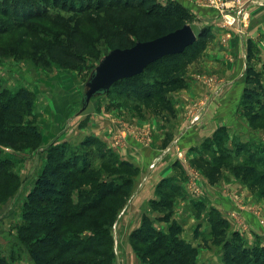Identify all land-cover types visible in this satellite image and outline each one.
Listing matches in <instances>:
<instances>
[{
    "label": "rangeland",
    "instance_id": "374dc122",
    "mask_svg": "<svg viewBox=\"0 0 264 264\" xmlns=\"http://www.w3.org/2000/svg\"><path fill=\"white\" fill-rule=\"evenodd\" d=\"M23 1L27 5L22 8L20 4ZM99 1L12 0L7 5H4L3 0L0 2V89H4L6 94L15 93L20 88L30 93L33 105L30 112L23 116L22 124L35 125L40 134L38 141L17 136V140L12 143L6 140L0 143L2 155L13 160L10 169L18 179L13 191L0 200V253L5 258V264H32L27 247L21 240L18 242L15 239V225L20 220L24 194L41 170L48 145L62 141L77 145L86 137L89 140L82 147L88 155L84 157L90 159L88 174H92L95 180H104L111 177V173L116 174L121 170L107 161L106 156L99 159L98 155L107 147L117 153L116 157L127 160L126 155L133 154V159L131 157L129 161L137 168L132 176L130 194L110 228L114 239L113 264H135V260L145 264L133 250L128 238L130 231L138 225L136 216L140 209L139 197H132L140 192V187H143V195H146L155 174L164 172L162 168L166 172L171 168L176 170L170 176L176 179L181 188L173 200L172 214L176 198L184 191L202 193L204 201L201 202V211L205 212L207 221L209 210L215 207L229 219L227 235L238 232L244 245L264 246V184L258 178L236 177L232 171L235 163L242 162L254 163L264 171V110L247 107L260 117L253 124L250 123L243 113L242 92H235L232 95L233 105H229L234 111H230L229 116V110L223 114V110L220 111V107L214 105L224 93L222 77L214 72H206L201 66L205 50L212 42H215L214 45H227L233 38H239L241 43L236 47L235 62L241 59L244 79L248 64L247 41H251L253 56L249 62L253 64L260 48H264L260 38L258 43L256 40L244 39L249 35L256 9L264 8V0H244L247 16L243 22L245 26H242L243 33L235 26L225 25L226 12L222 7L219 12L204 6L207 0H155L160 5L171 2L181 5L191 15L189 24L196 36L204 26L211 33L200 54L194 58L192 51H189L181 58L182 62L190 61L184 74L186 86L161 94L168 98L171 111L162 109L161 103L156 101L159 93H152L156 91L157 83L170 74L174 66L167 61L151 65L140 76L111 84L104 94L90 98L85 108L81 109L84 82L98 59L109 50L107 38L120 36L117 31L120 28L110 23L114 20L113 13L107 14L104 9L110 0H104L103 4V0ZM198 6L205 8L204 11ZM123 22H126L125 19ZM123 22L117 23L126 30L125 36L129 42L122 45L126 46L135 41V30L130 23L124 25ZM50 45L72 54L80 59V63L69 66L50 57ZM78 47L85 50L84 55L77 53ZM193 74L195 79L207 86V90L200 93L203 97L192 98L190 105L185 108L186 125L188 123L185 130L173 133L166 127L169 128V124L179 118L175 94L188 88L189 77ZM260 75L262 79L261 72ZM133 87L151 92V99L143 102L141 96L132 93ZM214 120L222 121V124H217L211 134L204 137V132ZM197 132L200 138H196ZM184 137L187 139L184 140ZM131 139L132 144L129 145ZM215 155H220L222 173L218 182L212 184L198 167L197 161L212 163ZM177 171L185 182L179 179ZM245 209L250 212L248 217L244 215ZM172 221L176 220L173 218ZM209 234L210 242L201 243L199 249L189 242L196 247L192 254L195 264H201L200 260H206L208 256L212 257L209 259L210 264H225L221 246L212 241L211 227ZM139 247L143 248L144 245ZM215 248H218V253Z\"/></svg>",
    "mask_w": 264,
    "mask_h": 264
},
{
    "label": "trees",
    "instance_id": "16d2710c",
    "mask_svg": "<svg viewBox=\"0 0 264 264\" xmlns=\"http://www.w3.org/2000/svg\"><path fill=\"white\" fill-rule=\"evenodd\" d=\"M8 1L12 2L3 0L4 5H7ZM133 2L135 4H132ZM26 5V1L20 4L22 8ZM104 9L107 14L113 13L114 20L110 23L120 28L117 30L120 32L118 38H107L109 50L129 47L135 41L153 39L192 21L191 15L177 2L160 5L155 0H110ZM3 14L4 12L1 15ZM124 19L126 22H123ZM117 22L131 24L135 30L133 43L122 46L128 39L125 36L126 30ZM207 29L206 26L202 27L197 32L196 40L182 52L161 56L144 67L145 71L151 65L164 61L174 65L169 71L170 74H166L164 79L157 83L156 91L152 92L160 94L156 101L161 103L162 109L171 111L172 107L168 98L161 94H168L186 86L184 74L190 61L182 62L181 58L189 51H192L191 55L195 58L204 50L211 35ZM247 42L248 64L244 74L242 102L245 107L243 113L253 124L260 118L259 114L247 107L264 110V99L261 100V97L264 98V84L260 72L254 69L251 61L249 62L253 55L251 41ZM77 53L84 55L85 50L78 47ZM48 54L69 66H77L80 63V59L54 45L48 47ZM142 71L115 82L140 76ZM164 72L166 73L165 70ZM132 93L141 96L145 103L151 99L152 94L135 87L132 88ZM32 105L31 95L26 89L20 88L12 94H6L4 89H0V143L4 140L12 143L17 140V136L39 140L40 134L35 125L22 124L23 116L30 112ZM88 140L86 137L77 145L64 141L49 144L41 170L24 194L20 205V220L15 225V239L18 242L21 240L27 247L32 264H113L114 239L110 228L118 210L130 194L132 176L137 168L129 160L116 157L117 153L107 147L98 155L99 159L102 160L106 156L107 161L121 170L116 174L111 173L112 176L104 180H95L92 174H88L90 159L84 157L88 155L85 149L83 150ZM214 160L212 163L197 161L198 167L212 184L220 179L222 173L220 155H215ZM12 163L13 160L2 155L0 149V200L11 193L18 184L16 174L10 169ZM232 171L236 177L258 178L264 184V171L254 163H235ZM180 189L179 183L172 176H162L156 181L154 197L149 198L147 204L151 210L162 213L158 219L170 218L173 200L180 193ZM208 221L212 241L221 246L225 264H264V246L244 245L238 232L227 235L229 221L215 207L209 210ZM180 231L181 226L176 221L171 222L167 231L156 228L148 214L143 212L139 224L130 231L128 238L133 250L145 264H195L192 254L195 253L196 247L182 238ZM140 245L144 247L140 248ZM0 264H5L1 253Z\"/></svg>",
    "mask_w": 264,
    "mask_h": 264
},
{
    "label": "crops",
    "instance_id": "0c3cea01",
    "mask_svg": "<svg viewBox=\"0 0 264 264\" xmlns=\"http://www.w3.org/2000/svg\"><path fill=\"white\" fill-rule=\"evenodd\" d=\"M198 8L203 11L205 9L202 8V6H198ZM256 10L257 12L255 13L256 14L255 18L253 17L252 22L250 23V28L248 32L249 35H247L246 38L244 39L246 41L247 39L256 40L258 43V38H260V42L264 44V8L259 9L258 7ZM214 29L216 30V28H213V30ZM239 42L241 43V40H239V38H235V39L233 38L231 42H229V44L227 43V45H218V44L214 45L213 43L215 42H212V44H210V46H208V48L205 50V53L203 55V61L201 64L202 69H204L206 72L207 71L214 72L216 75L222 77L223 80L222 88H224V93L220 96L218 100L214 102V105H218L220 107V111L223 110L222 111L223 114L225 113L226 110H229V112H227L228 116L230 115L231 112L234 111V108L232 107L229 108L230 104L233 105L232 95L235 92H242V89L244 87V79H242L243 70L241 68L242 61L240 59L235 62L237 57L236 47L238 46V44H240ZM256 58L257 59H255L253 67L256 71L261 72L262 83L264 84V48L263 49L260 48V51ZM189 78H190L189 81L190 83L188 85V88L183 89L179 91L177 94H175L176 97L175 108L178 111L179 118L173 120L169 124V128L166 127L167 130L173 133L177 131L183 132V130H185L186 126H188V123L186 125L187 119L185 114L186 111L185 108L190 105L191 102L190 100L192 98L203 97L204 95L202 96V94L200 93L207 90V86L203 82L195 79L194 74ZM236 122L238 123L237 120H235V123ZM217 124H222V121H218V122L215 120L212 121V126L206 129L203 136L205 137L207 135H210L211 132L214 130L213 128ZM161 128H165V127L161 126ZM200 137L201 135L198 133L196 138H200ZM185 139H187V137H184V140ZM69 140L71 139L69 138ZM129 142H130L129 145H131L132 139ZM188 144H192V143H188ZM132 155L129 153L126 155L127 156L126 158L132 160L133 159ZM162 169H164V172H161L159 174L156 173L153 179L151 180V189L146 195H143V187H140V192L135 193L132 197V199L135 198V196L139 197V199L137 200L139 201L140 209L136 216V221H137L136 225L139 224V218L142 212L148 214V216L152 220L153 225L156 228L165 231L168 230L174 218L182 227L180 231V236L184 238L186 241L191 242L193 245L197 246L199 249V247H201V243L203 242L209 243L211 240L209 234L210 223H208L207 221L205 212L201 211V202L204 201L203 195H201L202 193L190 194L189 192L184 191V193L179 197H177L174 202V213L170 216L171 217L170 220L158 219V216L161 215L162 213L156 210H151L147 204V200L152 196H154L153 188L156 181L162 176H166V175L170 176V174H174L176 172V170H174L173 168H171V170H167V172L165 168ZM176 174H178L177 176H179L180 180L182 178L183 182H185L184 181L185 179H183V177H180L181 175H179L180 173H178V171ZM199 200L201 201L199 202ZM249 213L250 212L247 209L244 215L248 217ZM204 230L205 232L202 233ZM215 250L218 253V248L217 249L215 248ZM211 258L212 257L208 256L207 259L205 258L206 260H200L201 262L199 263H204V262L211 263V261L209 260ZM135 264H139V262L135 260Z\"/></svg>",
    "mask_w": 264,
    "mask_h": 264
},
{
    "label": "water",
    "instance_id": "95a60500",
    "mask_svg": "<svg viewBox=\"0 0 264 264\" xmlns=\"http://www.w3.org/2000/svg\"><path fill=\"white\" fill-rule=\"evenodd\" d=\"M189 23L150 40L135 41L125 48H113L103 54L88 74L81 95V109L90 98L104 94L116 80L140 73L144 67L167 54L182 52L196 40Z\"/></svg>",
    "mask_w": 264,
    "mask_h": 264
},
{
    "label": "built area",
    "instance_id": "2783aa9c",
    "mask_svg": "<svg viewBox=\"0 0 264 264\" xmlns=\"http://www.w3.org/2000/svg\"><path fill=\"white\" fill-rule=\"evenodd\" d=\"M204 6L210 7L220 12L222 7L225 14V25L235 26L240 33H243L242 26L246 21V2L244 0H207ZM224 41H227L224 39ZM195 117L194 119H196ZM193 119V120H194ZM152 166V163L149 165Z\"/></svg>",
    "mask_w": 264,
    "mask_h": 264
}]
</instances>
